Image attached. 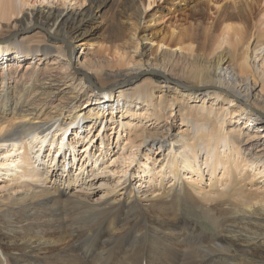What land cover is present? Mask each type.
<instances>
[{
	"label": "bare ground",
	"instance_id": "1",
	"mask_svg": "<svg viewBox=\"0 0 264 264\" xmlns=\"http://www.w3.org/2000/svg\"><path fill=\"white\" fill-rule=\"evenodd\" d=\"M47 1L0 0V264H264V0L150 55L133 0L102 44L111 0Z\"/></svg>",
	"mask_w": 264,
	"mask_h": 264
},
{
	"label": "rangeland",
	"instance_id": "2",
	"mask_svg": "<svg viewBox=\"0 0 264 264\" xmlns=\"http://www.w3.org/2000/svg\"><path fill=\"white\" fill-rule=\"evenodd\" d=\"M75 1L73 4H75ZM127 1L130 2V0H111L105 7L102 8V10L96 13L97 16L95 19L87 26L88 32L93 34L90 37L93 39L92 42L99 44L107 42L110 25L113 21L117 22L116 20L117 18L119 19V14ZM133 1V10L130 11V15L125 17V19H123L121 22H117V26L119 30L122 31L123 42H130L131 37L136 34V42L139 43V52L147 55H150V53L156 49L159 50L158 54H161L162 49H159V47H161L159 46L161 40L166 38L168 40L167 44H169L172 39L173 31L175 32L174 37H177L178 32H180L181 29L183 30L184 28L186 29L189 27L192 20L191 15L195 11L194 7L196 4L208 2V0H155L153 6H151L149 9L148 0ZM30 4L35 7H44L48 4V1L30 0ZM144 7L148 8L146 10V14L142 15L140 20H136L138 19L136 18V13L138 14V10L141 8L143 10ZM150 47H152L153 50L150 49ZM164 49L166 50V47ZM81 50V47H77V54H81ZM157 81L162 83L159 80ZM254 117L259 120L261 119L259 115ZM178 123L180 124V122H177V124ZM174 129L177 130L178 125L175 126ZM58 146L60 147V144ZM54 153H56V151H54ZM137 182L138 180L135 181V183ZM105 192L106 190L103 189H95L90 198L94 202L105 199L103 197V195H106ZM200 222L201 224H206L205 221ZM0 257L3 261L2 255H0Z\"/></svg>",
	"mask_w": 264,
	"mask_h": 264
}]
</instances>
